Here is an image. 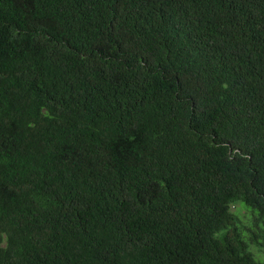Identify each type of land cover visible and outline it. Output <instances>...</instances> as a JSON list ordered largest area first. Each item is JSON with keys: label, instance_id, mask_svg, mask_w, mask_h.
<instances>
[{"label": "trees", "instance_id": "obj_1", "mask_svg": "<svg viewBox=\"0 0 264 264\" xmlns=\"http://www.w3.org/2000/svg\"><path fill=\"white\" fill-rule=\"evenodd\" d=\"M0 264H264V0H0Z\"/></svg>", "mask_w": 264, "mask_h": 264}, {"label": "rangeland", "instance_id": "obj_2", "mask_svg": "<svg viewBox=\"0 0 264 264\" xmlns=\"http://www.w3.org/2000/svg\"><path fill=\"white\" fill-rule=\"evenodd\" d=\"M251 249L254 251L257 258H262L259 254L256 253V249H257L256 246L252 247Z\"/></svg>", "mask_w": 264, "mask_h": 264}]
</instances>
